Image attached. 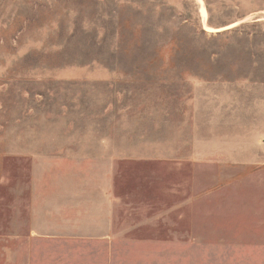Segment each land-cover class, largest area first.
Returning a JSON list of instances; mask_svg holds the SVG:
<instances>
[{"label": "rangeland", "instance_id": "1", "mask_svg": "<svg viewBox=\"0 0 264 264\" xmlns=\"http://www.w3.org/2000/svg\"><path fill=\"white\" fill-rule=\"evenodd\" d=\"M109 178L86 261L264 264V0H0V211L96 213L75 184ZM178 212L169 243L126 215Z\"/></svg>", "mask_w": 264, "mask_h": 264}, {"label": "crops", "instance_id": "2", "mask_svg": "<svg viewBox=\"0 0 264 264\" xmlns=\"http://www.w3.org/2000/svg\"><path fill=\"white\" fill-rule=\"evenodd\" d=\"M112 183L111 178H109L105 184H75V187L80 188V190L99 191L101 199L100 201H95V203L98 202V211L96 213L75 211L68 213L42 212V187L45 184H32L34 193L31 202L32 211L14 214L3 210H1L2 212L0 211V264H36L37 261L34 260L36 255L40 258H51L41 260L39 264H94L95 262L86 261L85 256L89 253H95L96 250L93 247H97V244H95L97 240L102 239L101 243H112L114 240V244L116 240V230L113 232L110 230L109 233H106L102 222H115L116 220L121 222V214L116 216L103 212L106 207L111 205V199L114 202H122V195L115 194L116 187L122 184ZM83 196V193L74 192L72 197ZM87 202H81L79 206L82 207L89 204ZM3 204L8 208V204V206L5 202ZM147 214L150 215L147 218L149 224L150 222H162V224L159 223L160 229L157 225L151 224L148 227L149 224L141 223V225L133 228L139 229L135 233L136 237L144 238L145 235H151L152 230L157 228L160 231V235L157 236L162 239L156 241L135 239L138 240L136 242L139 244L161 243L159 241L169 243L171 236L186 233L181 223L172 222L178 229L176 227L170 228L168 224L171 221L180 222L181 220L190 219L187 218L185 213H128L126 215H129L130 218H135L136 222H140L139 220H143V217H148ZM142 229L144 232H141ZM119 231H121L120 225ZM59 245L61 246L59 247ZM57 254L59 256H55ZM64 254L66 256L77 254V259H64L62 258Z\"/></svg>", "mask_w": 264, "mask_h": 264}, {"label": "bare ground", "instance_id": "3", "mask_svg": "<svg viewBox=\"0 0 264 264\" xmlns=\"http://www.w3.org/2000/svg\"><path fill=\"white\" fill-rule=\"evenodd\" d=\"M202 13H203V16L206 18V11H205L204 8H202ZM230 27H231V26H230ZM224 29H226V28H224ZM217 31H219V30H217Z\"/></svg>", "mask_w": 264, "mask_h": 264}]
</instances>
